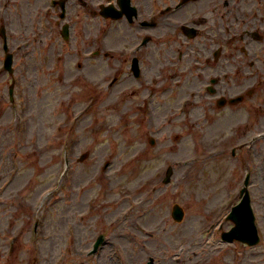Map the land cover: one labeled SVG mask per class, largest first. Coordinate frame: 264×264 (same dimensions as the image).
<instances>
[{
    "label": "rangeland",
    "instance_id": "rangeland-1",
    "mask_svg": "<svg viewBox=\"0 0 264 264\" xmlns=\"http://www.w3.org/2000/svg\"><path fill=\"white\" fill-rule=\"evenodd\" d=\"M16 65L25 125L14 133L0 130V264H145L149 256L159 264H264V141L230 156L231 147L242 143L240 135L247 134L246 140L264 131V88L253 101L211 113L193 134L180 124L154 132L171 111L163 101L152 126L122 123L119 106L117 112L101 109L71 136L63 180L60 153L69 128L65 123L57 131L62 118L53 111L79 90L67 84L77 72L67 67L48 78L42 65ZM87 75L85 87L95 79ZM3 105L9 108L5 99ZM2 119L6 130L13 128L10 113ZM176 133L184 135L178 143ZM150 134L155 148L148 144ZM222 149H229L226 158L219 156ZM81 154L86 156L79 162ZM170 165L174 175L165 185ZM247 167L254 173L250 191L261 237L254 248L221 239L233 227L225 218L240 200ZM175 204L185 211L180 223L171 217ZM33 205L40 215L37 234ZM101 233L107 238L102 250L88 257Z\"/></svg>",
    "mask_w": 264,
    "mask_h": 264
},
{
    "label": "flooded vegetation",
    "instance_id": "flooded-vegetation-1",
    "mask_svg": "<svg viewBox=\"0 0 264 264\" xmlns=\"http://www.w3.org/2000/svg\"><path fill=\"white\" fill-rule=\"evenodd\" d=\"M104 6L122 16L104 19ZM67 11L61 19L50 0H0V64L6 43L13 63L42 65L49 78L73 71L67 54L78 48L71 57L85 67L69 86L86 90L92 105L106 95L115 99L107 109L134 117L162 95L169 110L192 96L186 105L197 127L264 88V0H73ZM86 72L95 79L85 87Z\"/></svg>",
    "mask_w": 264,
    "mask_h": 264
},
{
    "label": "water",
    "instance_id": "water-1",
    "mask_svg": "<svg viewBox=\"0 0 264 264\" xmlns=\"http://www.w3.org/2000/svg\"><path fill=\"white\" fill-rule=\"evenodd\" d=\"M174 216L178 220H181L183 217V213L178 207L174 210ZM230 219L237 224V227L227 236V239L230 241L233 239H242L248 241L250 244H255L256 230L254 228V218L247 198L234 210Z\"/></svg>",
    "mask_w": 264,
    "mask_h": 264
},
{
    "label": "bare ground",
    "instance_id": "bare-ground-1",
    "mask_svg": "<svg viewBox=\"0 0 264 264\" xmlns=\"http://www.w3.org/2000/svg\"><path fill=\"white\" fill-rule=\"evenodd\" d=\"M93 72V70L89 71V73Z\"/></svg>",
    "mask_w": 264,
    "mask_h": 264
}]
</instances>
